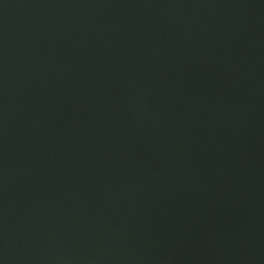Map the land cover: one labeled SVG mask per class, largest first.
Returning a JSON list of instances; mask_svg holds the SVG:
<instances>
[{
  "label": "water",
  "instance_id": "water-1",
  "mask_svg": "<svg viewBox=\"0 0 264 264\" xmlns=\"http://www.w3.org/2000/svg\"><path fill=\"white\" fill-rule=\"evenodd\" d=\"M0 264H264V0H0Z\"/></svg>",
  "mask_w": 264,
  "mask_h": 264
}]
</instances>
